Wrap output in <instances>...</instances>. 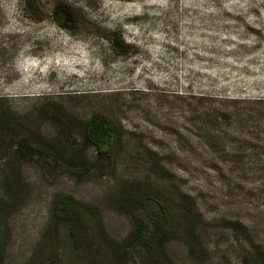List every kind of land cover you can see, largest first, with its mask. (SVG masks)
<instances>
[{
	"label": "rangeland",
	"instance_id": "rangeland-1",
	"mask_svg": "<svg viewBox=\"0 0 264 264\" xmlns=\"http://www.w3.org/2000/svg\"><path fill=\"white\" fill-rule=\"evenodd\" d=\"M58 3L75 13L69 27ZM254 99H264V0H0V264H241L248 246L264 247V180L242 172L261 167L248 156H264V140L254 105L237 102ZM96 113L122 134L102 168L83 135ZM71 154L90 161L72 165ZM124 189L192 204L196 253L184 215L164 223L168 257L129 247L149 213L123 205ZM60 196L95 215L83 244L58 241L51 260Z\"/></svg>",
	"mask_w": 264,
	"mask_h": 264
},
{
	"label": "trees",
	"instance_id": "trees-1",
	"mask_svg": "<svg viewBox=\"0 0 264 264\" xmlns=\"http://www.w3.org/2000/svg\"><path fill=\"white\" fill-rule=\"evenodd\" d=\"M29 6H31V2H29ZM54 16L57 21L66 28L74 21L75 13L70 6L58 3L54 8ZM112 40L114 39L112 38ZM237 102L254 105L247 109L249 111L248 116L249 118H255L257 141L261 139L264 140V99H254L252 101L237 100ZM83 135L85 141L94 146L97 152L93 163L94 168H102V164L113 160L115 157V150L119 146V143L122 142V134L118 126L109 117L100 113L93 114L86 122ZM244 156L246 155H236L235 159L237 162L244 163ZM41 157L46 163H52L56 159L54 155L46 153H43ZM68 157L72 165L76 163L78 165H83L84 161H90L86 154H71ZM248 158L254 160L255 163H261V167H254L249 171L242 169L244 176L249 173L264 180L263 154L256 151L251 153ZM3 187L9 197H14V187L9 182L5 181ZM142 195V192H138L134 195L130 190H123V205H134L143 202L149 213L146 227L133 228L125 239V241L129 243V247L132 248L134 246L136 249L143 250L146 248L149 252L153 248H157L168 257L164 245L170 239V236L167 234L168 229L164 227V223L172 216L178 218L180 215H184V217L180 216L178 227L179 225L184 226V221L187 222L184 229L188 235L187 245L190 254L194 255V243H196L198 238V224L192 204H184L182 200L165 198L162 192H160V195L151 192L147 194L145 200H141ZM171 202L172 204H170ZM2 207L0 203V235L2 232L1 221L7 209V206L5 208ZM84 208L90 210L86 211ZM89 215H95L93 209L88 208V206H85V204L71 196H60L55 200L49 229L46 232V237L48 236L47 238L52 240L51 250L53 254L50 257L51 260L59 255L57 250L58 241L65 240L66 243L70 244H83L84 237L86 236L85 225L87 224ZM2 243L3 239L0 238V251H3ZM1 258L3 259V256ZM48 261L49 260H47L46 263H48ZM241 264H264V247L261 245L248 246L247 252L242 256Z\"/></svg>",
	"mask_w": 264,
	"mask_h": 264
}]
</instances>
